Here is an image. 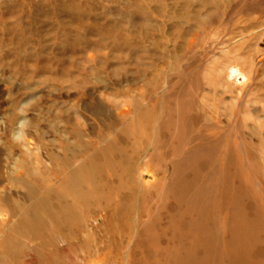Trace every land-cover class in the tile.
Wrapping results in <instances>:
<instances>
[{
  "label": "rangeland",
  "instance_id": "374dc122",
  "mask_svg": "<svg viewBox=\"0 0 264 264\" xmlns=\"http://www.w3.org/2000/svg\"><path fill=\"white\" fill-rule=\"evenodd\" d=\"M0 264H264V0H0Z\"/></svg>",
  "mask_w": 264,
  "mask_h": 264
},
{
  "label": "bare ground",
  "instance_id": "6f19581e",
  "mask_svg": "<svg viewBox=\"0 0 264 264\" xmlns=\"http://www.w3.org/2000/svg\"><path fill=\"white\" fill-rule=\"evenodd\" d=\"M231 74L232 75H237L240 76L242 79H245V75L241 72L240 69L237 68H233L231 70ZM239 77V78H240ZM107 129V128H105ZM73 134V133H72ZM75 135V134H74ZM78 135V134H77ZM76 135V136H77ZM80 136V134H79ZM78 139V138H77ZM76 139V140H77ZM82 139V138H81ZM80 141V140H79ZM66 143V142H65ZM84 146V143L82 144ZM82 146V147H83ZM66 147V146H65ZM69 147V145H68ZM105 147V146H103ZM111 147V145H110ZM109 147V148H110ZM70 148V147H69ZM112 148V147H111ZM66 148H62V150L64 151ZM85 149V148H84ZM115 149V148H114ZM117 149L119 150V148L117 147ZM121 150V149H120ZM66 151V150H65ZM72 151V150H71ZM77 151V150H76ZM108 151V150H107ZM113 151V150H112ZM69 152V151H68ZM78 152V151H77ZM75 152V153H77ZM110 151H108L109 154ZM114 152V151H113ZM122 152V151H121ZM74 153V152H73ZM94 153H97L96 151ZM68 154V153H67ZM103 154V153H102ZM82 155V153H81ZM121 155V154H119ZM118 155V156H119ZM77 156V155H76ZM78 156H80V154H78ZM101 156V155H100ZM103 156V155H102ZM50 159L53 162H57L58 166L56 168H60L61 169H65L66 167H68L70 165V163L73 161V154H69V155H65L63 153V155H61V157H59V155H57L55 152H51L50 153ZM111 157V156H110ZM95 158V154L94 157ZM92 158V159H93ZM130 159V157H129ZM85 160H89V159H85ZM84 160V161H85ZM97 160V159H96ZM104 160V159H102ZM108 160H110L108 158ZM76 161V160H75ZM98 161V160H97ZM126 161V160H125ZM131 161V160H129ZM96 162V161H95ZM94 162V160H91L88 164V167H80L79 169L75 168L76 171H73L72 173L69 172V177H68V181L66 182V184L64 185V188L62 190V192H55L54 193H50L46 196H41L39 195V189L35 186H33L32 184H29V182L26 181V178L23 177H19V179H17V186H19L24 193L21 196V199L24 201L25 199H31V203L29 205H27V210H23V214L22 219L23 221L27 220L30 221L31 223V228L33 229H41L42 227H45V223H47V221H52L55 222L56 225L60 226L66 222H68L71 218V205L66 203V198L67 197H71L73 199V201H79L81 199H84L86 197L85 195V190L83 189V181L85 180V178H87V183H88V188H93L94 184V179H96V177L98 176L99 172L101 169V167H99L98 164H96ZM76 163V162H75ZM82 163V162H81ZM100 163V162H98ZM109 163V162H108ZM112 163V162H111ZM52 165V164H51ZM54 165V163H53ZM74 165V163L72 164ZM87 165V164H86ZM101 165V163H100ZM103 165V164H102ZM108 165V164H107ZM79 167V166H78ZM22 168V167H21ZM70 169V167H69ZM51 170V169H50ZM62 170V171H63ZM105 170V169H104ZM61 171V172H62ZM72 171V170H71ZM60 172V173H61ZM64 172V171H63ZM68 172V171H66ZM26 173V171L24 172V174ZM46 173V172H45ZM56 173V172H55ZM103 176V175H102ZM30 178V177H29ZM105 178V177H104ZM100 179V178H99ZM106 179H108L106 177ZM105 179V180H106ZM15 180V179H14ZM101 181V180H100ZM60 182V181H59ZM103 182V181H101ZM109 182V181H108ZM61 183V182H60ZM85 183V181H84ZM96 183V182H95ZM13 184V183H12ZM16 184V183H14ZM13 184V185H14ZM106 184V183H105ZM97 185V184H96ZM15 186V185H14ZM61 186V185H60ZM98 186V185H97ZM105 187V186H104ZM85 188V187H84ZM109 188V187H108ZM41 189V188H40ZM99 189V188H98ZM104 189V188H103ZM47 191V190H45ZM57 191V190H56ZM102 191V190H101ZM106 192V190H105ZM46 193V192H45ZM105 194V193H104ZM17 196V195H16ZM106 197V195H105ZM7 197H4L3 201H6ZM107 200V199H106ZM69 201V200H68ZM21 202V201H20ZM4 203V202H3ZM22 203V202H21ZM19 204V203H18ZM100 204V203H99ZM76 206V205H75ZM77 209V208H76ZM79 214V213H78ZM75 215V214H74ZM77 215V214H76ZM75 215V216H76ZM79 218V217H78ZM62 223V224H58V223ZM69 224V223H68ZM66 225V224H65ZM102 226V225H101ZM73 228V227H72Z\"/></svg>",
  "mask_w": 264,
  "mask_h": 264
}]
</instances>
